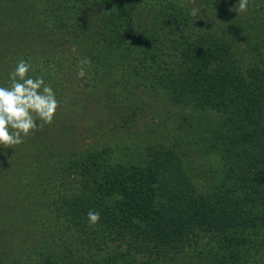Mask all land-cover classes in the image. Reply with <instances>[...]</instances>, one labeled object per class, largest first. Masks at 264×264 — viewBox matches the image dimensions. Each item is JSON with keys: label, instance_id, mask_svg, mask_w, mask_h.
Masks as SVG:
<instances>
[{"label": "trees", "instance_id": "16d2710c", "mask_svg": "<svg viewBox=\"0 0 264 264\" xmlns=\"http://www.w3.org/2000/svg\"><path fill=\"white\" fill-rule=\"evenodd\" d=\"M140 1L35 0L28 26L35 29L38 23L50 29L59 47L82 45L80 58L93 59L86 72L94 75L95 84H100L98 76L111 82L114 103L124 104V98L138 95L137 90L146 94L157 90L162 103L205 119L215 134L209 148L215 146V151L237 164L240 160V170L254 166V189L264 193V22L259 28L256 20L249 22L246 31L262 36L259 40L252 35L256 42L241 47L234 36L226 38L224 31L212 32L210 26L196 23L192 8L172 0L166 1L164 8L169 11L164 14L173 17L156 26L143 17ZM3 6L8 15L19 18L27 17L30 7L18 9L14 2ZM124 22L125 28L120 26ZM156 31L162 32L161 40ZM158 45L155 59L144 65L151 48ZM167 56L173 57L171 62ZM47 78L52 86L60 84V89L53 86L59 91L55 95L73 89L68 79ZM185 118L190 119L186 114ZM221 118L227 122L224 128L218 125ZM108 151L94 156L87 166V187L75 197L76 205L67 216L65 227L77 228L81 241L68 247L64 228L53 227L58 229L54 232L49 228L51 236L42 227L38 230L43 229L38 237H47L39 242L46 244L42 249L51 250L49 264H65L76 253L77 264H264V215L252 206L245 187L227 188L229 192L220 196L196 197L176 171L181 163L177 157L148 153L143 160L147 166H138L130 160L118 162L115 148L111 155H106ZM161 168L168 173L157 175ZM90 210L101 214L96 225L89 224ZM213 234L223 237L222 245L214 247L207 241ZM1 257L6 264L12 261L8 255Z\"/></svg>", "mask_w": 264, "mask_h": 264}, {"label": "rangeland", "instance_id": "374dc122", "mask_svg": "<svg viewBox=\"0 0 264 264\" xmlns=\"http://www.w3.org/2000/svg\"><path fill=\"white\" fill-rule=\"evenodd\" d=\"M34 1L0 0V86L9 85V73L23 58L31 62L28 75L32 78L43 76L44 80L48 77L60 82L68 79L67 85L73 89L67 88V92L56 95L61 107L51 125H45L43 130L29 135L22 145L12 148L0 146V264H6L2 260L3 255H8L12 260H8L7 264H49L51 250L46 247L42 249L41 246L46 244L39 242L46 241L47 237L37 236L43 229L64 228L70 242L68 247H75L78 240L81 241L77 228L65 227L69 221L67 216L76 205L75 199L87 187V166L93 163L94 156L99 158L106 148L109 150L106 155H111L110 150L115 148L118 162L130 160L138 166H147L148 163H143V160L147 159L148 153L161 157L167 153L172 158L177 157L181 163L176 171L182 173L186 179L185 185L196 197L224 195L229 189L242 185L248 190L246 195L253 199L252 206L264 215V193L254 189L252 178L257 170L252 165L243 166L240 170V160L237 164L227 154L221 155L215 151V146L209 148L215 134L205 119L183 111L181 114L174 105L162 103L156 96L157 90L147 94L137 90L138 95L125 96L124 104L114 103V95L109 93L111 82L107 83L105 78L98 76L100 84H95L97 80L93 79L91 72H86L83 79L78 77L82 45L77 48L67 43L59 47L61 43L51 39L55 35L50 29L40 27L37 21L38 30L28 26L30 14L34 15L31 10ZM166 1L141 0L143 17L152 24L158 23L156 26H163L165 19L170 21L173 17L164 14L169 11L164 8ZM172 1L198 9V15L194 16L196 23L210 26L212 32L214 29L224 31L226 38L234 36L238 46L247 47L256 42L252 35L259 40L262 36L246 30L252 20L257 21L258 28L264 22V0H250L246 13L230 11L236 7L238 0ZM11 2L16 3L18 9L30 6L27 17L8 15L3 5ZM43 13V19H46L48 15L45 11ZM9 26L13 29H8ZM120 26L125 28V22ZM154 34L160 37L162 32L156 31ZM7 36H16L19 40L12 41ZM159 45L151 48L152 55L145 58L142 62L144 65H149L155 59ZM51 55L55 60H50ZM166 58L171 62L173 57ZM92 70L94 67H91ZM242 70H245V66ZM74 77L77 80L74 81ZM91 79L94 84L90 82ZM45 83L60 89V84L52 86L49 80H45ZM53 90L57 94L58 90ZM185 114L190 119L185 118ZM166 124L169 127H164ZM218 125L224 128L227 125L225 118H221ZM178 141L183 145H179ZM163 173L168 171L161 168L157 175ZM41 227L43 229L38 231ZM43 234L46 236V233ZM48 236H51L50 231ZM211 237L207 241L212 242L214 247L222 245L223 237L221 239L220 235L214 234ZM76 255L69 257V262L65 264H77L80 257L78 253Z\"/></svg>", "mask_w": 264, "mask_h": 264}, {"label": "clouds", "instance_id": "9594fccd", "mask_svg": "<svg viewBox=\"0 0 264 264\" xmlns=\"http://www.w3.org/2000/svg\"><path fill=\"white\" fill-rule=\"evenodd\" d=\"M249 3L250 0H238L236 7L230 11L246 13ZM198 11L193 8L190 14L197 16ZM78 63L77 75L83 79L91 60L82 57ZM31 67L30 61L21 58L9 73V85L0 86V146L12 148L22 145L29 135L43 130L45 125H51L61 107L53 88L45 83L43 76L32 78L28 75ZM87 218L90 225H96L101 220V214L90 210Z\"/></svg>", "mask_w": 264, "mask_h": 264}]
</instances>
